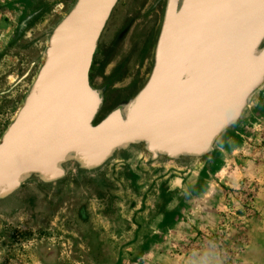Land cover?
<instances>
[{"label": "rangeland", "instance_id": "rangeland-1", "mask_svg": "<svg viewBox=\"0 0 264 264\" xmlns=\"http://www.w3.org/2000/svg\"><path fill=\"white\" fill-rule=\"evenodd\" d=\"M76 1L0 0V138ZM162 3L119 0L100 50L122 23L158 20ZM155 41L141 75L139 57L130 61L134 89L150 70ZM234 130L218 141L209 174L200 160L165 171L186 179L183 189L168 187L137 152L92 173L70 169L61 181L25 184L0 210V264H264V86Z\"/></svg>", "mask_w": 264, "mask_h": 264}, {"label": "water", "instance_id": "water-1", "mask_svg": "<svg viewBox=\"0 0 264 264\" xmlns=\"http://www.w3.org/2000/svg\"><path fill=\"white\" fill-rule=\"evenodd\" d=\"M118 1L77 0L51 33L0 138V197L28 175L60 178L69 159L97 170L135 146L152 159L211 158L264 86V0H166L143 84L97 122L90 68Z\"/></svg>", "mask_w": 264, "mask_h": 264}, {"label": "flooded vegetation", "instance_id": "flooded-vegetation-1", "mask_svg": "<svg viewBox=\"0 0 264 264\" xmlns=\"http://www.w3.org/2000/svg\"><path fill=\"white\" fill-rule=\"evenodd\" d=\"M160 2H164L161 5H163L162 10L159 12V19L156 20L154 23L152 22V19H150V16H146L149 20L143 19L142 21L140 20L138 23L137 21L130 20L128 22L122 23L118 28L115 29L113 32V35L109 41L108 44L103 45V49L100 50V37L97 45V50L95 52L92 65L90 68V83L92 87L97 90L101 97L103 98V105L100 109L99 112V120H102L105 118L110 112L115 111L116 109L119 108L122 104H124L127 99L130 96V93L132 90L136 87L137 83L136 80H133L130 78L127 73L130 72L131 69V63L130 61L135 60L136 57H139V63H137L135 67V71L138 73V75H141L143 71V65L147 61L146 55L148 54L149 50L152 48L153 42L155 41L156 37L159 34L160 27L162 24L163 16H164V11H165V5H166V0H158ZM116 7V6H115ZM115 8L113 9L111 16L114 12ZM144 13V12H143ZM153 23V24H152ZM152 24V26H151ZM144 43L145 46H144ZM144 46V48H143ZM144 62V63H143ZM110 65L111 69L106 70V67L108 64ZM143 63V65L141 64ZM135 72V73H136ZM141 72V73H139ZM111 73H113L114 77H111ZM108 76V78H106ZM128 76V77H127ZM101 77V79H100ZM111 77V78H110ZM103 79L105 80V83L102 81ZM115 81L113 83V86L110 87L109 85V80ZM108 80V81H107ZM94 82H97L96 86H94ZM238 130H234V132H231V137H235L237 134ZM221 144H226V143H221ZM137 152L138 154H143L147 156V168H153V170L160 174V176L164 179L163 181H169L167 182L168 187L171 189H183L185 186V183L187 182L186 179L182 180L179 177H166L165 176V171L166 170H174L173 167L176 166H182L181 164H187L190 163L191 160L189 161H178V160H172L165 158L164 156L157 157L156 159H152L150 154L145 151V149L142 146H135L130 148L129 151H127L125 158H128L129 155H132ZM124 156V155H123ZM219 153L217 150V153L215 156L210 157H203L200 159V161H208L207 167L203 170L202 173L204 174H209L212 171V168L214 167L215 163L217 162ZM117 158H123L124 157H114L111 160H108L102 167L106 166L109 162L117 159ZM131 158V157H129ZM166 166H172L171 168L167 169ZM61 170L63 171V175L60 178H57L55 180H45L42 177L38 175H28L25 177L19 187L12 193L0 197V210H4L5 207L10 203L12 197L16 192H18L25 184L29 182H35L39 181L41 182L40 184H52L58 181L63 180L70 169L76 170L78 174H81L83 172H95V170H86L84 167L80 165L79 162H77L74 159H69L67 162L61 164L59 166ZM138 179H140L139 174ZM165 176V178H164ZM134 181V179H132ZM136 180V178H135ZM192 189L189 187L188 191H193V187L191 186Z\"/></svg>", "mask_w": 264, "mask_h": 264}]
</instances>
